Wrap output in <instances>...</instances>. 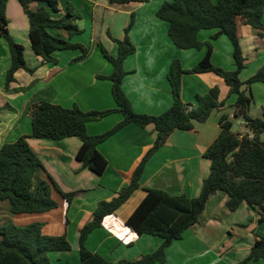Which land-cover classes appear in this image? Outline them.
<instances>
[{
    "label": "crops",
    "instance_id": "crops-1",
    "mask_svg": "<svg viewBox=\"0 0 264 264\" xmlns=\"http://www.w3.org/2000/svg\"><path fill=\"white\" fill-rule=\"evenodd\" d=\"M166 1L148 0L120 6L110 5L109 0H59L60 13L54 17L60 18L72 5L75 12L82 16L77 24L84 31V36L77 35L73 41L81 43L89 36L90 48L85 57H81L79 50L56 52L54 56L58 64L54 65L43 62L35 55L29 37L28 17L17 0H8L6 17L10 35L24 46L26 63L35 72L31 75L18 71L16 81L10 84L11 91L5 92L6 73L11 60L6 41L0 39V107L3 109L0 112V149L21 136L31 135L29 110L37 102L45 101L69 109L78 106L84 112L116 109L112 96L113 83L108 79H99V76L107 77L113 72L112 64L102 57L99 44L112 56H117L118 46L108 33L123 40L131 20L133 25L129 37L136 51L124 61L127 75L122 88L139 114L157 116L169 110L173 96L167 76L172 62L179 59L184 69H192L204 58L207 48L182 50L172 43L168 34L169 24L156 15ZM43 5V2L35 1L31 8L36 10ZM262 20L264 23V14ZM239 33L240 48L246 59L240 79L246 82L264 66V30L240 25ZM208 36L200 33L199 40L205 42ZM216 40L212 43L213 65L234 72L236 65L231 41L224 35ZM214 86L220 88V100L225 101V106L214 110L206 123L195 122L193 130H177L171 134L146 165L140 180L141 189L115 215L107 217L101 228L90 234L86 242L90 252L110 262H118L134 261L159 249L162 239L150 235L137 236L126 226V221L144 199L145 189L189 198L200 195L211 167L204 153L220 135V117L224 113L232 115L230 107L235 104L236 97L228 98L229 88L215 74H185L182 77V100L191 107L197 105L198 95L207 94ZM19 88L27 90L15 92ZM242 90L252 97L255 109L264 112V83H255L250 87L244 85ZM249 111L253 117L251 106ZM122 119L121 114L114 113L89 123L87 131L92 136L101 135ZM235 121L242 133L248 132L243 121ZM156 136L153 127L142 129L132 124L100 144L98 150L108 162L103 175L84 169L78 161L77 153L82 145L78 138L60 141L28 139L44 166V170H40L41 178L50 177L63 193H77L68 203L55 189L53 197L59 203L57 210L43 216H14L16 221H43L46 235H67L72 250L50 253L53 264H82L79 250L81 229L91 222L101 201L111 200L130 183L137 165L153 146ZM228 200L229 195L222 191L211 196L198 224L190 227L182 239L167 248L164 264H237L245 260L255 243L264 239V222L259 223L258 212L247 204L230 211ZM249 264H264V260Z\"/></svg>",
    "mask_w": 264,
    "mask_h": 264
},
{
    "label": "trees",
    "instance_id": "trees-1",
    "mask_svg": "<svg viewBox=\"0 0 264 264\" xmlns=\"http://www.w3.org/2000/svg\"><path fill=\"white\" fill-rule=\"evenodd\" d=\"M29 20V37L32 50L43 62L58 64L54 56L61 51H81V57L89 49L81 43H75L74 37L82 34L77 22L81 14L75 12L72 5L60 18L59 0H17ZM35 1L44 5L36 10L31 8ZM148 0H109L110 5L145 3ZM8 0H0V39L6 41L11 64L6 73L4 91L9 93L10 84L14 83L15 74L23 70L31 75L35 69L29 68L25 60V48L17 43L9 32L6 17ZM264 0H168L157 11V17L169 24V37L172 43L182 50H201L207 47L204 58L192 69L183 68L179 59L172 62L168 73L173 104L164 113L153 116L137 113L125 94L122 84L127 73L124 61L135 53L129 32L133 20L125 29V38L118 40L110 33L109 37L117 44L118 54L112 56L102 44H99L104 58L113 66L108 79L112 85V96L117 108L105 111L84 112L78 106L64 108L49 102H37L29 110L32 119L31 135L21 136L13 143H6L0 149V202H7L12 216H43L59 208L53 192L71 203L77 193H63L50 178L38 176L44 166L29 145L28 139H46L60 141L66 138H78L82 145L77 159L84 169L88 168L97 175H103L108 162L99 152L98 146L128 125L142 129L153 127L156 140L137 165L130 183L122 188L109 201H101L94 211L91 222L79 233V250L82 264H164L166 250L174 241L182 239L184 233L198 224L200 215L205 210L211 196L219 191L229 195L227 207L236 211L242 204L255 209L264 222V119L249 115L252 97L242 90L255 83H264V66L246 82L240 79L246 59L240 48V25L264 30ZM216 31L212 39L224 35L234 47L233 58L236 70L227 72L213 65L211 56L213 45L199 40L202 31ZM80 57V58H81ZM215 74L222 78L229 88L228 98L235 96L236 102L230 109L232 115L224 113L219 120L221 132L215 142L205 151L204 157L211 162L209 176L204 180L200 195L189 198L186 195H172L156 189H145L146 195L133 214L126 221V226L137 236L150 235L162 239V244L154 253L128 261L110 262L86 248V242L95 230L102 227L105 219L115 215L141 189L140 180L150 159L166 144L177 130L191 131L194 123H206L214 110L225 106L220 100V88L212 87L205 95L196 97L197 105L191 107L182 100V77L185 74ZM16 89L15 92L26 91ZM3 109L0 107V112ZM114 113L122 115V121L101 135H90L87 126ZM235 120L244 122L248 133H234ZM39 178L38 182L35 183ZM45 223L40 220L25 226L9 223L0 227V264H53L49 254L68 252L72 246L66 234L53 236L44 234ZM264 260V239L257 241L249 256L237 264H249Z\"/></svg>",
    "mask_w": 264,
    "mask_h": 264
},
{
    "label": "rangeland",
    "instance_id": "rangeland-1",
    "mask_svg": "<svg viewBox=\"0 0 264 264\" xmlns=\"http://www.w3.org/2000/svg\"><path fill=\"white\" fill-rule=\"evenodd\" d=\"M214 32H216L215 30L214 31H202L201 32V35H209L208 36V40L211 42V43H216L217 42V40L216 39H212V34H214ZM84 34V32L81 34L82 36H84L83 35ZM211 34V35H210ZM211 36V37H210ZM87 37H89V36H87ZM87 37H85L84 38V40L81 42V44H83L85 47H87L88 49L90 48L89 47V45H90V40L87 38ZM224 38L225 39H228L227 37H225L224 36ZM207 40V41H208ZM207 41H205V42H203V43H206ZM229 41V40H228ZM220 45H222V44H220ZM205 47H203V49H204ZM207 48V47H206ZM99 50H100V47H99ZM101 51V50H100ZM102 53V52H101ZM101 55H103V54H101ZM102 57H104V56H102ZM251 115L253 116V117H255V118H260V119H264V112L262 111V110H256L255 109V105H254V101L252 102V105H251ZM233 132L234 133H238V134H241L242 133V131H241V127H240V125H238L237 123H236V121H234V126H233ZM248 132H244V133H242V135H245V134H247ZM264 138V137H263ZM40 173L41 172H39L38 173V176L40 177ZM39 178L37 177L36 178V182L35 183H37L39 180H38ZM9 223H14V224H17V225H19V226H25V225H27V224H29L28 223V221L27 222H22V221H16V218H14V216H12V214L10 213V209H9V205H8V203L7 202H0V227L1 226H4V225H6V224H9Z\"/></svg>",
    "mask_w": 264,
    "mask_h": 264
}]
</instances>
